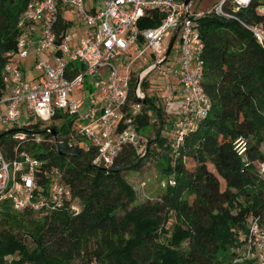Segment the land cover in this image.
<instances>
[{"label": "trees", "instance_id": "16d2710c", "mask_svg": "<svg viewBox=\"0 0 264 264\" xmlns=\"http://www.w3.org/2000/svg\"><path fill=\"white\" fill-rule=\"evenodd\" d=\"M28 1L0 0V88L3 56L15 47L16 23ZM256 5L237 14L249 23L264 24ZM198 22L202 86L211 108L177 154L170 144L159 146L164 151L159 167L174 186H167L158 202L134 205L135 193L121 173L144 165L148 148L139 157L126 147L113 167L102 170L91 164L94 148L68 146L74 142L69 121L57 131V145L21 143L17 153L25 151L42 162L41 184L48 180L45 172L58 169L81 211L63 209L33 220V213L16 212L8 201L1 202L0 264H243L237 260L245 222L249 216L264 219V181L252 166L244 167L232 142L243 136L248 160L264 158V50L234 21L205 15ZM157 24L147 18L138 23L139 28ZM134 82L133 77L131 101ZM141 87H147L145 80ZM151 116L160 128L166 123L162 108L146 97L136 118L138 132L149 127ZM21 131L28 132L16 129L0 137L7 159L14 158L17 142L12 136ZM172 218L176 222L165 228ZM19 230L31 238V247Z\"/></svg>", "mask_w": 264, "mask_h": 264}, {"label": "built area", "instance_id": "2783aa9c", "mask_svg": "<svg viewBox=\"0 0 264 264\" xmlns=\"http://www.w3.org/2000/svg\"><path fill=\"white\" fill-rule=\"evenodd\" d=\"M88 1L29 0L16 23L15 47L3 56L0 128L28 130L12 136L17 142L13 159L5 157L0 139V203L8 201L16 212L47 216L63 209L78 214L82 208L72 198L58 169L45 172L48 180L41 184L42 162L25 151L17 153L21 143L58 144L61 134L54 123L44 128L42 137L34 128L38 122L70 121L74 142L68 146L84 151L94 148L91 164L102 170L113 167L126 147L134 149L139 157L146 153L136 125L146 104L136 102L134 97L131 101L132 78L137 68L144 69L164 56L169 44L165 46L164 41L168 35L171 40L180 24L174 40L177 61L169 69L163 66L169 61L173 43L167 60L157 68L165 80L158 99L167 108L174 105L176 98L179 101L171 124L176 130L170 138L173 154L178 153L186 135L211 108L202 86L199 19L211 15L234 21L250 32L264 50V24L249 23L237 14L256 2L255 12L264 15V0H218L207 11L195 14L189 10L192 0H94L93 5ZM143 18L156 19L158 24L139 28ZM81 27L86 28L84 33H80ZM29 56L33 57L30 70L35 72L31 79L21 66ZM141 95L145 100L157 97L142 89ZM23 115L26 124L20 126ZM149 122H155L152 116ZM8 131H0V137ZM232 151L245 168L252 166L258 179L264 181V158L248 160L245 137L233 140ZM169 183L174 186L172 178ZM245 226L237 261L264 264V219L249 216Z\"/></svg>", "mask_w": 264, "mask_h": 264}, {"label": "rangeland", "instance_id": "374dc122", "mask_svg": "<svg viewBox=\"0 0 264 264\" xmlns=\"http://www.w3.org/2000/svg\"><path fill=\"white\" fill-rule=\"evenodd\" d=\"M218 0H192L189 10L190 13L195 14L199 12H205L210 9ZM88 4L93 5L94 0L88 1ZM87 4V5H88ZM73 26L77 28V24L74 23ZM84 27L80 28V33L85 32ZM74 38H77V33L73 34ZM169 37V35H168ZM164 41V45L166 46L169 43L170 38ZM177 41H175L173 49L168 58V62H166L163 66L165 69H169L171 67L170 64H173L177 61ZM33 65V57L29 56L27 59L23 60L21 63L22 68L26 69V76L28 79H31V76H35V72L30 70ZM80 66V64H78ZM142 68H137V73H139ZM136 74L134 78L136 79ZM145 81L147 83V87H141L143 91H145L150 96L156 95L157 97L153 98V102L155 106H161L163 115L166 117V123L163 124L162 128L157 123L155 117L152 116L155 122L151 123L148 128L141 129L139 131V135L141 136L142 143L146 146V150L148 148L149 155L144 165L140 166L137 170H124L122 171V177L125 181L131 186L135 193V202L134 205L140 204H149L158 202L163 194L165 193L166 187L171 186L169 180L172 178L171 176H165L163 171H161L159 164L163 162L162 154L163 150L159 147L160 145H168L171 143V139L175 136L176 130L171 124L175 122L176 118V110L177 105H173L167 108V104L158 99L159 90L165 85V80L158 75V69L150 72ZM79 96V95H78ZM80 97V96H79ZM178 98L175 99L173 104L178 103ZM36 122L38 119L34 118ZM171 120V121H170ZM170 121V122H169ZM54 123L57 127L58 131H61L62 127L66 123V119H58L55 122L47 121V122H38L37 132L44 137V128L49 126V124ZM26 124L25 116L19 120V125L24 126ZM159 132V139L156 142V131ZM9 128H0V131H8ZM63 130V129H62ZM163 143H160L163 141ZM152 142V143H150ZM186 166L189 169H192V162L186 159ZM165 164V163H164ZM57 179V176L56 178ZM221 189H223V185H221ZM74 206H78V202L73 203ZM40 217L38 214H33L32 219L37 220ZM176 222L175 218L170 219L165 223V228H170L173 223ZM19 237L29 246H32L31 238L26 234L25 230L18 231Z\"/></svg>", "mask_w": 264, "mask_h": 264}, {"label": "water", "instance_id": "95a60500", "mask_svg": "<svg viewBox=\"0 0 264 264\" xmlns=\"http://www.w3.org/2000/svg\"><path fill=\"white\" fill-rule=\"evenodd\" d=\"M187 15V14H186ZM186 17V16H185ZM181 24L177 27L173 37L171 38L169 44H168V47H167V50L164 54V56L157 62L147 66L146 68L142 69L139 73H137L136 75V79H135V82H134V86H133V90H132V94H133V97H134V100L136 102H139V103H142V104H146V100L144 99V97H142L141 95V86H142V82L145 80L146 76L152 72L153 70L157 69L159 66H161L163 63H165V61L167 60L168 56H169V53L171 51V48L173 46V43H174V40H175V37L177 35V32L180 28ZM50 131L52 132V134L54 135L55 134V130L54 128H51ZM8 132L12 133L14 132L13 129L9 130Z\"/></svg>", "mask_w": 264, "mask_h": 264}, {"label": "crops", "instance_id": "0c3cea01", "mask_svg": "<svg viewBox=\"0 0 264 264\" xmlns=\"http://www.w3.org/2000/svg\"><path fill=\"white\" fill-rule=\"evenodd\" d=\"M178 96V95H177ZM175 106L177 105V103L174 104Z\"/></svg>", "mask_w": 264, "mask_h": 264}]
</instances>
